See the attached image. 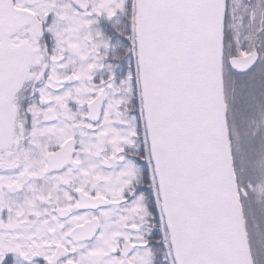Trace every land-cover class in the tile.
<instances>
[{"label":"snow or ice","instance_id":"1","mask_svg":"<svg viewBox=\"0 0 264 264\" xmlns=\"http://www.w3.org/2000/svg\"><path fill=\"white\" fill-rule=\"evenodd\" d=\"M0 264H264V0H0Z\"/></svg>","mask_w":264,"mask_h":264}]
</instances>
